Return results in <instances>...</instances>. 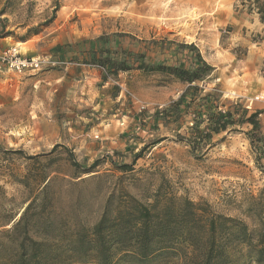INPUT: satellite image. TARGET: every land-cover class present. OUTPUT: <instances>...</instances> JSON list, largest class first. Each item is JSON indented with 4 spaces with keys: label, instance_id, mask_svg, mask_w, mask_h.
<instances>
[{
    "label": "rangeland",
    "instance_id": "1",
    "mask_svg": "<svg viewBox=\"0 0 264 264\" xmlns=\"http://www.w3.org/2000/svg\"><path fill=\"white\" fill-rule=\"evenodd\" d=\"M248 1L247 9L257 12L255 0ZM218 2L223 10H213ZM2 7L0 264L16 259L19 248L3 231L24 212L27 228L36 239L48 237L43 251L58 263L62 250L50 246L57 241L52 236L75 239L106 207L113 217L136 200L150 206L156 195L174 198L178 231L190 229L180 219L188 199L200 211L207 202L215 213L242 220L256 239L264 222V159L252 145L251 125L213 134L193 150L180 138L189 136L192 108L166 125L153 116L177 100L186 83L138 69L104 82V68L87 59H124L131 51L145 53L150 63L185 67L194 54L180 44H192L214 68L198 83L203 93H212L221 109L241 111L247 97L264 94V20L230 22L228 0H3ZM10 49L59 64L14 72L1 61ZM262 107L255 102L248 113ZM260 122L264 132V115ZM10 217L15 220L3 227ZM179 246L185 253L193 249ZM150 260L116 264H190L175 252Z\"/></svg>",
    "mask_w": 264,
    "mask_h": 264
},
{
    "label": "trees",
    "instance_id": "2",
    "mask_svg": "<svg viewBox=\"0 0 264 264\" xmlns=\"http://www.w3.org/2000/svg\"><path fill=\"white\" fill-rule=\"evenodd\" d=\"M257 12L264 20V0H255ZM59 7L57 3L56 8ZM250 11V10H249ZM6 8L0 9V15ZM4 36V27L0 37ZM180 47L189 49L194 56L188 57L185 67L164 62L150 63L145 53L127 51L124 59H117L111 55H95L87 62L104 68L103 81L110 76H118L121 71L133 69L147 73H162L171 75L188 86L180 97L172 101L167 108L157 110L154 117L157 122L168 124L169 121L179 120L185 112L193 109V124L189 127V136H181L187 140L193 150L200 149L202 144L208 143L213 134L227 131L235 125H251L250 135L253 147L258 151V160L264 159V132L259 119V111L248 113L249 108L243 105L239 109H221L212 93H203L199 82L210 77L214 68L208 64L199 49L194 45L180 44ZM185 57V58H187ZM235 104H238L236 102ZM158 139L151 144H157ZM59 145H55L53 151ZM140 156V155H139ZM73 164L76 161L71 154ZM97 163H93L95 167ZM123 168H129L123 165ZM172 196L156 195L150 206L139 201L132 208L120 207L115 215H109L106 207L99 221L90 231H80L75 239L59 240L57 235L52 236L54 241L50 246L62 250L61 260L55 262L56 257L43 251L48 237L38 235L37 239L29 231L25 223L26 212L20 219L10 217L3 227L10 226L3 231L12 236L19 251L13 264H116L121 260L131 262H149L158 255H170L173 252L183 253L190 264H264V222L256 230V239L252 230L242 220L226 217L215 213L205 202V211H200L199 205L188 199L184 200L189 210L181 211L180 219L184 228L178 231L176 211L172 207ZM31 204V203H30ZM27 206V209L31 205ZM23 226V227H22ZM193 226L204 227L202 231H194ZM22 227V231H17ZM179 240L193 249L188 254L179 246ZM31 245V249L27 248ZM49 246V245H48ZM248 262V263H247Z\"/></svg>",
    "mask_w": 264,
    "mask_h": 264
},
{
    "label": "built area",
    "instance_id": "3",
    "mask_svg": "<svg viewBox=\"0 0 264 264\" xmlns=\"http://www.w3.org/2000/svg\"><path fill=\"white\" fill-rule=\"evenodd\" d=\"M1 61L5 62L9 70L14 72L23 73L26 71H40L48 66H55L59 62L53 61L47 58L23 56L17 53L15 50H7L3 53ZM1 68V67H0ZM240 101H242L240 99ZM255 102H261L263 104L262 111H259V119L264 115V94L259 93L251 97L246 98V107H250Z\"/></svg>",
    "mask_w": 264,
    "mask_h": 264
},
{
    "label": "crops",
    "instance_id": "4",
    "mask_svg": "<svg viewBox=\"0 0 264 264\" xmlns=\"http://www.w3.org/2000/svg\"><path fill=\"white\" fill-rule=\"evenodd\" d=\"M228 2L230 3V7L226 8V12L230 13V16H231L230 22L237 24V25H241V26L243 25L244 26V24L247 22L257 23V21L260 20L259 13L255 12V11L250 12L247 9V7H249V5H248L249 1L248 0H228ZM220 3L221 2H218L217 5L215 7H213V10H214V8L216 11L223 10V8L220 7ZM2 6H3V0H0V8ZM77 65H81V64L77 63ZM83 65H86V64H83ZM67 68H69V67H67ZM30 73L34 74V72H30ZM65 76H66L65 74L59 75L57 77V80L60 81V80L64 79ZM0 77H1V73H0ZM0 81H1V78H0ZM237 96H240V95H237ZM244 97H245V95L243 96V98Z\"/></svg>",
    "mask_w": 264,
    "mask_h": 264
}]
</instances>
